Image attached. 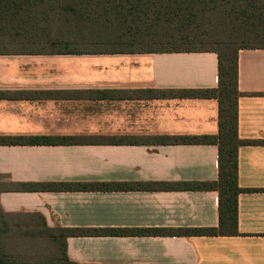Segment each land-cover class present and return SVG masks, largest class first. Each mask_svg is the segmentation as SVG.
I'll return each mask as SVG.
<instances>
[{
    "label": "crops",
    "instance_id": "0c3cea01",
    "mask_svg": "<svg viewBox=\"0 0 264 264\" xmlns=\"http://www.w3.org/2000/svg\"><path fill=\"white\" fill-rule=\"evenodd\" d=\"M128 57L93 80L88 70L50 60ZM0 91L58 93L55 98L0 100V136L166 137L217 134L218 105L206 99H93L88 91L215 89V53L0 56ZM12 60V61H11ZM100 68V67H99ZM4 71L5 73H2ZM87 71V72H86ZM238 149L234 236H85L66 239L76 264H264V50L238 53ZM112 76V75H111ZM85 77V78H84ZM70 93V94H68ZM74 95V94H73ZM215 145L99 144L0 146V184L50 182H211ZM9 214L38 213L50 228L212 229L218 226L213 191L0 192Z\"/></svg>",
    "mask_w": 264,
    "mask_h": 264
},
{
    "label": "trees",
    "instance_id": "16d2710c",
    "mask_svg": "<svg viewBox=\"0 0 264 264\" xmlns=\"http://www.w3.org/2000/svg\"><path fill=\"white\" fill-rule=\"evenodd\" d=\"M13 38L16 50L0 56L215 53V89H140L88 91L93 99H206L218 105L217 134L166 137L0 136V146L58 145H215L217 179L211 182H50L0 184V192H159L213 191L218 194V226L212 229L50 228L38 213H5L1 223L18 218L28 229L42 226L66 256V239L85 236H234L237 234L238 149L252 142L238 138V53L264 50V0H0V39ZM70 94V93H68ZM74 94V95H73ZM58 93L0 91V100L55 98ZM40 223V226L37 225ZM16 227H20L17 226ZM6 229L9 227L5 226ZM33 235V231L30 232ZM3 240H0V244ZM0 246V264H41Z\"/></svg>",
    "mask_w": 264,
    "mask_h": 264
},
{
    "label": "rangeland",
    "instance_id": "374dc122",
    "mask_svg": "<svg viewBox=\"0 0 264 264\" xmlns=\"http://www.w3.org/2000/svg\"><path fill=\"white\" fill-rule=\"evenodd\" d=\"M13 38L4 37L0 39V51L9 52L16 50V43L12 42ZM12 61V60H11ZM130 59L128 57H67L62 58L60 61L50 60V62H56L66 68L67 75L69 77L70 73L74 70H88L87 73H92L91 78L93 80L105 81L114 83L115 81H122L129 79L128 76L107 75L104 73V65L118 66L116 72H121L119 65L128 63ZM10 63L7 60H2L0 65L5 69V66ZM100 67V68H99ZM2 73H5L2 71ZM85 78V77H84ZM2 216L0 215V240L2 239L0 246L4 248L7 253L20 252L21 255L26 256L31 261L41 260V264H58L57 259H59V248L55 242H52L48 233L44 232L40 223L38 229L30 230L26 228L24 223H21L18 218H6L10 225L1 223ZM20 226V227H16ZM5 226L9 227L8 229ZM53 235L57 236L58 232L56 227H53ZM33 231V235L30 232Z\"/></svg>",
    "mask_w": 264,
    "mask_h": 264
}]
</instances>
